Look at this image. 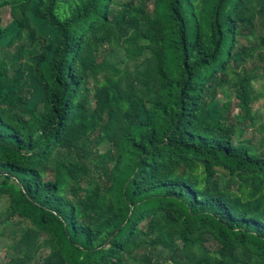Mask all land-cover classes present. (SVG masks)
<instances>
[{
  "label": "trees",
  "instance_id": "trees-1",
  "mask_svg": "<svg viewBox=\"0 0 264 264\" xmlns=\"http://www.w3.org/2000/svg\"><path fill=\"white\" fill-rule=\"evenodd\" d=\"M261 98L264 0H0V264H264Z\"/></svg>",
  "mask_w": 264,
  "mask_h": 264
},
{
  "label": "rangeland",
  "instance_id": "rangeland-1",
  "mask_svg": "<svg viewBox=\"0 0 264 264\" xmlns=\"http://www.w3.org/2000/svg\"><path fill=\"white\" fill-rule=\"evenodd\" d=\"M1 16L3 18V21H4V24H8L11 22V11L10 9H5L3 11H1ZM262 82V81H260ZM260 83L258 82V85ZM255 114L257 115V118H258V126H259V123L260 124H264V98H261L259 101L255 102L252 106V109H251V114ZM251 133V130H247V133L245 134L246 136L250 135ZM264 135V134H263ZM254 139L257 140L260 136H259V132L258 131H255L254 132ZM1 249V253L2 255H4V252H5V249L3 247H0ZM1 262V261H0Z\"/></svg>",
  "mask_w": 264,
  "mask_h": 264
}]
</instances>
